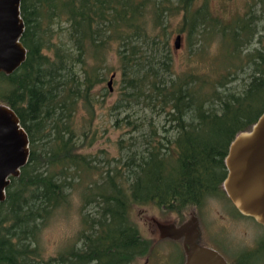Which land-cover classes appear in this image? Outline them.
<instances>
[{"label":"trees","instance_id":"obj_1","mask_svg":"<svg viewBox=\"0 0 264 264\" xmlns=\"http://www.w3.org/2000/svg\"><path fill=\"white\" fill-rule=\"evenodd\" d=\"M213 1L21 0L26 58L12 73L0 72V104L18 115L29 155L0 202V264L149 262L154 244L133 220L134 207L182 218L208 198L229 201L222 187L229 145L264 111V0H246L230 18ZM175 32L185 36L188 59L204 60L219 42L206 71H176ZM112 48L121 77L114 108L140 104L163 121H134L139 137L120 143L116 162L82 152L98 138L95 88ZM76 192V238L48 254L43 230ZM182 247L172 248L166 264L185 263Z\"/></svg>","mask_w":264,"mask_h":264},{"label":"rangeland","instance_id":"obj_2","mask_svg":"<svg viewBox=\"0 0 264 264\" xmlns=\"http://www.w3.org/2000/svg\"><path fill=\"white\" fill-rule=\"evenodd\" d=\"M246 0H214L213 10L230 18L238 11H243ZM178 18L174 19L173 25L177 24ZM175 32L170 40L171 49L176 71L193 66L201 71H206L209 66V56L213 57L219 52V42L217 40L210 43L208 55L204 60L197 58L188 59V49L185 43L184 34L181 35L180 48L174 47ZM106 77L99 86L95 88L96 101L94 128L97 130L98 138L94 144L82 152L90 154L91 157L108 158L115 160L121 156L120 143L128 144L131 136H138L139 132H134L131 126L134 121L139 122V118L145 116L151 118L158 127L162 124V119L155 113L144 110L140 104L130 108H114V103L119 97L121 88V77L113 48L108 52ZM110 82V85H108ZM131 120L128 125L126 120ZM148 123L144 125L145 128ZM147 130H145L146 132ZM161 132V131H160ZM141 138H138V143ZM143 146L139 148L142 149ZM114 165V163H112ZM94 177L98 178L99 173L94 171ZM82 198L76 192L71 199L67 209L60 210L51 219L49 225L43 230L42 242L48 254H54L59 248L64 247L76 238L81 223ZM196 215L198 218V228L200 229V242L217 247L228 259L229 263L238 264L237 258L243 255L249 258L250 264H264V226L258 224L251 217L239 215L230 200L222 198H208L204 206L199 210L194 208L185 212L182 218L173 213L163 214L152 206L134 207L132 210L133 220L137 223L143 236L150 238L154 244V253L148 262L147 258H139L134 264H166L168 255L174 246L182 247V238L173 241L169 236L172 228L180 225ZM181 240V241H180ZM258 248H256L257 243ZM183 248V247H182ZM249 251V252H246ZM247 253V254H246ZM176 262L178 254L174 251ZM252 262V263H251Z\"/></svg>","mask_w":264,"mask_h":264},{"label":"water","instance_id":"obj_3","mask_svg":"<svg viewBox=\"0 0 264 264\" xmlns=\"http://www.w3.org/2000/svg\"><path fill=\"white\" fill-rule=\"evenodd\" d=\"M20 5L21 0H0V72L5 74L15 71L26 58L20 40L24 31ZM180 45L181 35L177 34L174 47ZM28 155L29 139L18 115L10 106L0 104V202L5 199L10 177L19 175ZM224 163L222 187L227 197L240 214L264 226V111L250 130L234 137ZM199 233L196 215L169 233L171 238L183 240L184 264H227L217 250L198 242Z\"/></svg>","mask_w":264,"mask_h":264},{"label":"flooded vegetation","instance_id":"obj_4","mask_svg":"<svg viewBox=\"0 0 264 264\" xmlns=\"http://www.w3.org/2000/svg\"><path fill=\"white\" fill-rule=\"evenodd\" d=\"M200 230V229H199ZM181 241V240H180ZM198 242L201 244V245H204V246H208V247H211V248H213V249H215V250H217L222 256H223V258L225 259V261L227 262V264H230L229 262H228V259L226 258V256L219 250V249H217V247H214V246H212V245H207V243H201L200 242V233H199V240H198Z\"/></svg>","mask_w":264,"mask_h":264}]
</instances>
